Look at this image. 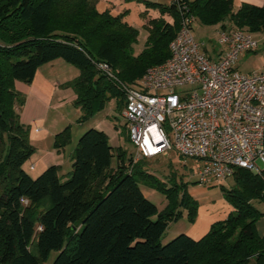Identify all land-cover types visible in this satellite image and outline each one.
Here are the masks:
<instances>
[{
	"label": "trees",
	"instance_id": "16d2710c",
	"mask_svg": "<svg viewBox=\"0 0 264 264\" xmlns=\"http://www.w3.org/2000/svg\"><path fill=\"white\" fill-rule=\"evenodd\" d=\"M122 1L159 12L143 25L147 38L138 55L133 53L138 30L125 21L124 9L100 11L99 0H0V264H43L51 251L57 252L51 264H264V234L258 235L255 225L264 213L252 204L264 201V169L237 168L234 185L224 190L233 211L198 239L180 233L164 244L168 221L181 215L176 206L188 207L193 220L196 201L184 192L178 202L176 185L158 181L145 169L146 160L132 162L102 130L91 127L80 135L64 179L57 165L36 178L24 170L34 147L15 109L23 98L14 83L31 82L41 65L60 58L79 69L63 86L74 91L81 122L111 98L124 107L123 92L93 61L107 62L120 81L135 82L169 56L178 7L188 5L203 25L228 19L250 33L264 31V4L245 3L232 11L231 0ZM69 142L66 126L54 146ZM138 180L167 195L165 208L147 199Z\"/></svg>",
	"mask_w": 264,
	"mask_h": 264
},
{
	"label": "built area",
	"instance_id": "2783aa9c",
	"mask_svg": "<svg viewBox=\"0 0 264 264\" xmlns=\"http://www.w3.org/2000/svg\"><path fill=\"white\" fill-rule=\"evenodd\" d=\"M178 8L179 28L169 42V56L135 82H122L107 62L93 61L124 94L121 115L135 147L132 162L175 152L200 162L196 175L202 184L232 177L237 168L260 173L264 63L250 73L236 67L240 56L258 48V41L244 28L220 27L217 41L223 49L213 61L192 34L194 14L186 4Z\"/></svg>",
	"mask_w": 264,
	"mask_h": 264
},
{
	"label": "rangeland",
	"instance_id": "374dc122",
	"mask_svg": "<svg viewBox=\"0 0 264 264\" xmlns=\"http://www.w3.org/2000/svg\"><path fill=\"white\" fill-rule=\"evenodd\" d=\"M148 1H156L163 4L170 3L168 0ZM121 4L123 6L122 8L126 10V15L124 17L125 21L138 30L136 42L133 44V53L134 55H138L142 51L147 38V30L143 26L142 12L146 8L144 3L136 1L123 2L122 0H99L97 8L100 11L107 9L110 12H113L116 6ZM192 34L198 41L204 43L203 48L205 50H203L208 57H212L213 59L216 58L217 54L223 49V46L217 41L218 35L216 27L213 25H203L197 21L192 27ZM253 36L258 41L257 50L240 56L236 64L237 69L242 73L253 72L259 69L264 63V31L255 32L253 33ZM71 69H73V71L76 70L79 72V69L75 66H71ZM72 74L67 73L66 78ZM74 77L75 76L72 75V77H70L71 80ZM120 106L121 108L117 110L116 99L111 98L105 108L96 112L94 115H97L96 117L102 116L103 119L106 116L110 117L118 129L119 145L125 152L126 157L130 158L135 153V147L127 139L125 132V120L121 115V110H123L122 101L120 102ZM94 115H92L87 120L78 122L80 116L79 112L77 113L76 110H74V108L69 105L63 108V119L66 122L71 120L69 122L71 124L69 129L70 133L72 132V139L63 147L64 152L66 153L65 155L70 153L71 148H75L76 142L80 137L79 132H83V130H87L93 126L91 121L93 120L92 117ZM49 117H53V115L50 114ZM80 126L84 127L81 129V131ZM137 164L140 165L141 162L139 161ZM257 164L260 169L264 168L263 164L259 162ZM115 165L116 156H114L111 160V166L113 167ZM144 166L147 171L154 174L158 181L165 183L166 187H171L172 185L177 186L178 202L180 201L182 194L186 192L192 197V199L196 201L197 205L196 215L193 220H191L188 216V207H181L179 205L176 206V209L181 211V215L176 220L168 221L167 228L160 239L162 244L170 241L180 233H185L195 239H198L208 231L212 223L225 219L227 215L233 211L232 204L224 195V190H229L234 185V180L232 177L216 183H199L197 181L198 177L196 173L200 167V162L193 158H183L175 152H171L166 156L159 157L157 158V161H146ZM70 170L71 162L66 166L64 165L62 169H59L58 173L59 175L66 174ZM40 173L34 175V178L39 176ZM138 181L141 190H143L147 199L154 203L159 210L165 208L169 202L167 195L155 188L153 185H151V187L150 184H147L142 180ZM252 204L256 209L259 210L260 213H264V201L254 200L252 201ZM255 225L257 234L262 236L264 234V215H259ZM32 251H36L35 246H32ZM56 254V251H51L47 260L43 264H51Z\"/></svg>",
	"mask_w": 264,
	"mask_h": 264
},
{
	"label": "crops",
	"instance_id": "0c3cea01",
	"mask_svg": "<svg viewBox=\"0 0 264 264\" xmlns=\"http://www.w3.org/2000/svg\"><path fill=\"white\" fill-rule=\"evenodd\" d=\"M245 3L262 6L264 4V0H231V10L236 11L242 4ZM122 7V4L116 6L113 13L122 11ZM145 10L146 12L143 13ZM145 10L142 12L143 24H145L149 19L159 16V12L157 10L146 8ZM164 18L166 20H170V17L167 15H165ZM196 22L197 21H195L194 24ZM223 23L226 26L231 24L228 19H225L223 22L213 25L216 27V31L222 27ZM219 56L220 53L217 54L216 58H210L213 61H216L219 59ZM71 66L73 65L58 58L41 65L37 69L31 82L24 83L21 81H15L14 83L15 90L18 91L23 98L22 104L20 106L16 105L15 109L19 114V121L29 128V142L34 147L33 154L23 164L24 170L32 177H35L34 175H37L50 165H57L59 169H62L64 165L66 166L70 162L72 164L71 154L74 149L71 148L70 153L65 155L66 153L64 152V148L56 149L54 146L55 135L62 131L66 126L71 125L69 123L71 120L66 122L63 119V108L69 105L72 106L77 113L79 112V114H81L79 108H76L73 104L75 99L74 91L71 88L63 86L65 82L71 80L70 77H72V75L76 77L78 75L77 73H79L76 70L73 71ZM67 73L73 74L66 78ZM117 102H119L118 99H116V105ZM119 108L120 102L116 109L119 110ZM50 114H52L53 117H49ZM96 116L97 115H94L92 117V127L105 132L108 137L109 144L112 147H120L118 129L116 128L114 122L109 116H106L104 119L102 116ZM83 128V126H80V131ZM84 131L85 130H83V132ZM83 132H79L80 135ZM71 136L72 132L70 133V140L72 139ZM146 161H157V159ZM70 171L66 174H61L60 176L64 179Z\"/></svg>",
	"mask_w": 264,
	"mask_h": 264
}]
</instances>
